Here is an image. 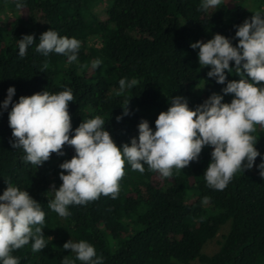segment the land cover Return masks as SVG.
Returning <instances> with one entry per match:
<instances>
[{"label":"trees","instance_id":"obj_1","mask_svg":"<svg viewBox=\"0 0 264 264\" xmlns=\"http://www.w3.org/2000/svg\"><path fill=\"white\" fill-rule=\"evenodd\" d=\"M250 1L229 8L222 0L208 15L200 10L201 0H109L107 20L101 21L94 14L95 0H22V9L16 8V0H0V15L9 10L15 16L0 37V195L10 183L28 191L45 212L46 247L33 252L30 241L14 250L11 255L19 264H62L65 256L84 264L63 249L69 240L94 246L102 264H264V177L258 167L264 163V127L257 125L252 133L260 153L252 169L238 171L223 190L206 182L213 149L205 146L198 160L184 169L173 168L162 187L154 185L158 172L147 164L141 173L126 162L115 199L101 195L85 205H69L70 215L60 217L48 202L54 199L52 186L62 184L59 165L75 155L74 148L65 145L64 155L53 153L42 165H32L24 160L23 149L12 147L15 138L8 119L21 96L71 89L70 137L80 123L100 116L104 130L122 147L138 139L142 120L154 132L158 115L176 96L192 110L214 93L223 96L222 103H230L234 94L222 90L240 76L235 69L226 70L225 83H217L207 76L211 67L200 65L199 49L190 45L220 34L236 46L237 26L258 11L264 15V0ZM21 10L25 17L19 15ZM50 29L81 41L75 62L55 52L45 57L36 51L40 35ZM24 35H34L35 42L21 58L18 40ZM92 38L101 46H90ZM97 59L102 63L93 68ZM45 62L48 67L43 69ZM230 67L235 68L234 61ZM123 78L137 84L117 95ZM9 87L15 94L4 109ZM226 224L229 231L219 251L205 254V244Z\"/></svg>","mask_w":264,"mask_h":264},{"label":"clouds","instance_id":"obj_2","mask_svg":"<svg viewBox=\"0 0 264 264\" xmlns=\"http://www.w3.org/2000/svg\"><path fill=\"white\" fill-rule=\"evenodd\" d=\"M221 3L222 0H201L200 10L217 9ZM23 7L22 0H16V8ZM237 29L235 36L239 42L236 46L220 34L207 42L197 41L190 45L199 49L200 65L211 67L207 76L215 77L217 83L224 84L225 71L232 73L235 69L240 79L227 82L222 90L225 95L234 94L231 102L222 103L223 96L214 93L192 110L184 98L176 96L171 99V107L158 115L155 131L147 120H142L138 125V139L132 138L130 145L125 143L118 147L110 133L104 130L105 121L100 116L80 123L70 137L72 122L68 105L74 99L71 89L56 94L43 91L21 96L12 104L15 88L9 87L3 108L12 104L8 116L15 138L12 147L23 149L26 162L40 166L53 153L64 155L65 145L75 150L70 160L59 165L62 184L58 189L52 186L54 199L48 202L49 208L60 217H67L69 205H85L101 195L115 199L120 190L119 182L125 175L126 162L134 171L143 173L147 164L149 170L157 171L164 178L171 177L173 168L184 169L198 160L205 146L213 149L211 162L204 172L211 188L223 190L238 171L252 169L260 155L255 147L257 138L252 133L257 125L264 127V86H258L264 83V15L259 11L254 13ZM34 42V35H24L18 40L21 58ZM80 47V40L60 36L50 29L40 35L36 51L45 57L55 52L75 62ZM231 61L235 68L230 67ZM101 63L97 59L92 67L98 68ZM47 67L45 62L43 69ZM136 84L135 79L130 82L121 79L117 95ZM127 114L126 107L124 115ZM258 167L264 177V163ZM7 184L0 195V261L19 264L18 258L11 255L14 250L30 241L33 252L46 247L42 227L45 212L28 191ZM63 249L75 253V259L84 264H102V257H97L94 246L86 241L69 240ZM62 264L75 262L65 256Z\"/></svg>","mask_w":264,"mask_h":264},{"label":"rangeland","instance_id":"obj_3","mask_svg":"<svg viewBox=\"0 0 264 264\" xmlns=\"http://www.w3.org/2000/svg\"><path fill=\"white\" fill-rule=\"evenodd\" d=\"M248 3L249 5H251V1L250 0H223L224 5H226L229 8H233L238 4L241 3ZM108 4H109V0H95L94 2V14L99 18V20L101 21H105L107 20V8H108ZM214 11V9H210L207 11V14H211ZM19 15L22 17H25L26 15V11L25 10H21L19 12ZM15 19L14 14L9 11L6 10L4 13H2L0 15V37H2L5 33V25L8 23H11L13 20ZM3 43L0 42V46H2ZM90 46H95V47H100L101 43L98 39H94L92 38L89 42ZM89 74H92L93 71L92 69H89ZM259 86V85H258ZM258 127H261L258 125ZM165 182V178L162 177L159 173H157V175L154 177L153 179V183L155 186L157 187H162L164 185ZM229 231V224H226L225 226H223L220 230V232L218 233V235L211 241H208L203 249V252L207 255H213L215 253H217L220 249V244L223 241L224 236L228 233ZM190 264H199L198 261H194L191 262Z\"/></svg>","mask_w":264,"mask_h":264}]
</instances>
